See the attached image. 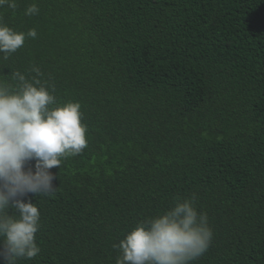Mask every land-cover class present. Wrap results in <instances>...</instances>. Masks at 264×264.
Listing matches in <instances>:
<instances>
[{
  "label": "trees",
  "instance_id": "trees-1",
  "mask_svg": "<svg viewBox=\"0 0 264 264\" xmlns=\"http://www.w3.org/2000/svg\"><path fill=\"white\" fill-rule=\"evenodd\" d=\"M32 2L0 8L37 31L0 80L38 66L81 104L88 146L51 169L54 194L24 197L41 251L19 264H116L138 220L193 195L213 238L192 264H264V0Z\"/></svg>",
  "mask_w": 264,
  "mask_h": 264
},
{
  "label": "clouds",
  "instance_id": "clouds-1",
  "mask_svg": "<svg viewBox=\"0 0 264 264\" xmlns=\"http://www.w3.org/2000/svg\"><path fill=\"white\" fill-rule=\"evenodd\" d=\"M16 8V0H0V8ZM36 0L25 10L39 14ZM37 37L35 28L18 31L0 21V54L7 60L26 39ZM26 75L0 80V257L4 264L32 260L41 248L36 234L41 213L36 202L25 200L54 194L51 169L80 154L87 146V125L78 101H60L55 89L41 79L32 65ZM34 161V165H32ZM9 208L13 213L9 214ZM213 230L207 213L198 210L195 196L175 197L165 210L140 219L113 248L116 264H192L209 248Z\"/></svg>",
  "mask_w": 264,
  "mask_h": 264
}]
</instances>
